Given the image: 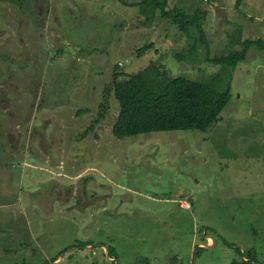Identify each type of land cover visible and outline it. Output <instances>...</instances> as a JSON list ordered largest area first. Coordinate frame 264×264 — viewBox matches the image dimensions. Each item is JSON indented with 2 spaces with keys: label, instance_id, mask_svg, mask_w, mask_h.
Segmentation results:
<instances>
[{
  "label": "rangeland",
  "instance_id": "obj_1",
  "mask_svg": "<svg viewBox=\"0 0 264 264\" xmlns=\"http://www.w3.org/2000/svg\"><path fill=\"white\" fill-rule=\"evenodd\" d=\"M213 1L176 0L209 12V50L181 61L188 38L139 6L0 0V264H264V45L236 69L207 60L238 32L264 43V0ZM151 62L172 78L230 84L221 120L117 138L112 98L86 132L116 67L123 81Z\"/></svg>",
  "mask_w": 264,
  "mask_h": 264
},
{
  "label": "trees",
  "instance_id": "obj_2",
  "mask_svg": "<svg viewBox=\"0 0 264 264\" xmlns=\"http://www.w3.org/2000/svg\"><path fill=\"white\" fill-rule=\"evenodd\" d=\"M119 1L128 6H139L147 21H153L157 16H161L176 25L192 46L189 53L177 55L181 61L193 58V50L198 47H206L209 50V39L204 27L209 17L207 10L198 8L191 14L181 9L176 0ZM206 2L209 4L212 0ZM242 2L243 0H236V7L240 8ZM237 34L238 37L231 40L229 49L223 55L211 57L208 52L207 60L236 69L240 62L246 60L250 47L264 45L261 40H242L241 33ZM153 46L154 44L150 43L138 49L139 56L144 55ZM235 46H241L242 49L236 50ZM118 69L119 66L115 69L113 86L105 90L104 102L101 103L102 111H98L99 116L97 112L86 132L93 130L95 125L106 118L104 112L112 98L118 105L116 120L112 127V134L117 138L156 132L207 131L221 120L222 112L232 99L230 84L225 90L219 91L213 82H200L185 77L172 78L167 70H163L155 62H151L142 71L129 75L123 81H119L122 75ZM86 245L90 244H79L80 247ZM109 251V256L115 255L113 249Z\"/></svg>",
  "mask_w": 264,
  "mask_h": 264
},
{
  "label": "crops",
  "instance_id": "obj_3",
  "mask_svg": "<svg viewBox=\"0 0 264 264\" xmlns=\"http://www.w3.org/2000/svg\"><path fill=\"white\" fill-rule=\"evenodd\" d=\"M16 128L18 129V128H19V125H17ZM13 138H14L16 141H19L18 137H13ZM28 141L30 142V140H28ZM13 145H15V144L13 143ZM17 150H19V146L15 145L14 147L10 148L9 153L12 152V151L15 152V151H17ZM24 150H27V149H24ZM58 174H59V176H66V177L69 176L68 174H64V173H58ZM78 178H79L78 175H75V176H71V175H70V179H71V180H73V179L78 180ZM30 251L33 252V254H37V249H35V248H33V249L30 250Z\"/></svg>",
  "mask_w": 264,
  "mask_h": 264
},
{
  "label": "bare ground",
  "instance_id": "obj_4",
  "mask_svg": "<svg viewBox=\"0 0 264 264\" xmlns=\"http://www.w3.org/2000/svg\"><path fill=\"white\" fill-rule=\"evenodd\" d=\"M206 1H208V0H204V2L205 3H207ZM214 3V1L212 0V2L211 3H209V4H213ZM208 4V3H207ZM213 12H215V11H213ZM211 241V240H210Z\"/></svg>",
  "mask_w": 264,
  "mask_h": 264
},
{
  "label": "clouds",
  "instance_id": "obj_5",
  "mask_svg": "<svg viewBox=\"0 0 264 264\" xmlns=\"http://www.w3.org/2000/svg\"><path fill=\"white\" fill-rule=\"evenodd\" d=\"M7 108H8V106H7ZM189 207H191V205H190ZM189 207H188V208H189Z\"/></svg>",
  "mask_w": 264,
  "mask_h": 264
}]
</instances>
